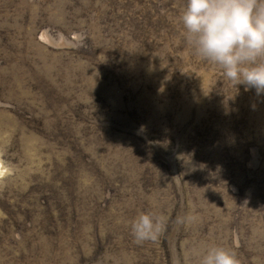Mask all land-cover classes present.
Returning <instances> with one entry per match:
<instances>
[{
  "label": "rangeland",
  "instance_id": "obj_1",
  "mask_svg": "<svg viewBox=\"0 0 264 264\" xmlns=\"http://www.w3.org/2000/svg\"><path fill=\"white\" fill-rule=\"evenodd\" d=\"M185 4L0 0V264H264V94L193 53Z\"/></svg>",
  "mask_w": 264,
  "mask_h": 264
},
{
  "label": "clouds",
  "instance_id": "obj_2",
  "mask_svg": "<svg viewBox=\"0 0 264 264\" xmlns=\"http://www.w3.org/2000/svg\"><path fill=\"white\" fill-rule=\"evenodd\" d=\"M184 40L193 53L218 65L233 85H245L264 94V0H186L180 15ZM189 215L178 223L190 222ZM167 219L154 212L141 213L131 224L134 243L156 242ZM198 264H241L233 249L213 246Z\"/></svg>",
  "mask_w": 264,
  "mask_h": 264
},
{
  "label": "trees",
  "instance_id": "obj_3",
  "mask_svg": "<svg viewBox=\"0 0 264 264\" xmlns=\"http://www.w3.org/2000/svg\"><path fill=\"white\" fill-rule=\"evenodd\" d=\"M213 148H215V147H213Z\"/></svg>",
  "mask_w": 264,
  "mask_h": 264
}]
</instances>
